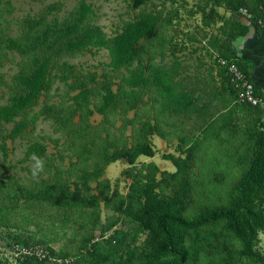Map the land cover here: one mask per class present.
Masks as SVG:
<instances>
[{
    "label": "rangeland",
    "instance_id": "1",
    "mask_svg": "<svg viewBox=\"0 0 264 264\" xmlns=\"http://www.w3.org/2000/svg\"><path fill=\"white\" fill-rule=\"evenodd\" d=\"M82 3L92 13L79 21ZM240 7L264 16L263 0H0V106L26 94L32 73L46 65L34 101L0 122V264L155 258L163 237L134 216L142 205L130 190L134 178L161 197L179 193L185 178L179 206L188 216L231 204L264 138V107L239 104L218 61L238 60L230 47L244 20ZM150 23L135 58L118 68L108 65L105 47H70L86 29L110 44ZM174 62L176 79L193 92L191 113L165 107L152 83L151 67ZM139 64L145 80L131 87L124 77L128 69L138 74ZM138 146L152 155L112 158ZM168 153L186 158L183 175L171 176ZM263 197L253 195L255 210ZM257 234L252 256L225 218L188 230L185 264H264V230Z\"/></svg>",
    "mask_w": 264,
    "mask_h": 264
},
{
    "label": "trees",
    "instance_id": "2",
    "mask_svg": "<svg viewBox=\"0 0 264 264\" xmlns=\"http://www.w3.org/2000/svg\"><path fill=\"white\" fill-rule=\"evenodd\" d=\"M262 11L264 13V0ZM90 13H92L90 6L82 3L78 20L83 21L89 18ZM258 17L264 19V16L253 14L250 20H243L238 32L233 35V39L245 35L248 31V25L254 24L253 26L256 28L255 23ZM236 20L239 21V17ZM152 26L153 24L150 23L141 28L131 27L121 35L115 37L110 44L102 39L99 29H86L82 39L70 47H105L109 54L108 65L113 68H118L129 64L135 58L137 41L149 33ZM230 50L235 53L233 47H230ZM230 58L237 60L235 57ZM237 64L248 74L238 60ZM138 68V74L134 69H128V75L124 77V82L127 85L135 87L145 80L143 74L144 66L139 64ZM151 70L152 83L159 89L161 103L165 107L177 112L191 113L195 111L196 103L193 100V92L184 86L181 81L176 79V62L168 68L157 66L151 67ZM45 73L46 65L42 64L28 79V91L26 94L17 97L10 104L0 106V122L12 120L13 117L34 101L43 84ZM126 93L131 95L134 91L129 90ZM110 100V97L106 98L104 106L100 108L101 111L105 109V106L109 104ZM20 129L21 126L17 125L11 131V135L15 136ZM31 150L34 151V147ZM139 153L150 156L152 155V150L147 146H138L131 154H123L120 156L114 154L112 158L117 160L123 157L128 163H133ZM164 158L169 160L175 167V171L171 174L173 178H177L186 172V158L175 156L171 153L165 154ZM180 179L182 181L180 192H176L174 196L169 197H161L157 193L150 192L149 188L146 189L144 185L137 184V178H134L130 184V190L133 191L136 198L142 201L141 208L134 212V216L146 227L155 228L159 231L164 241V246L158 256L153 259H146L131 264H185L189 258V251L185 243L186 231L199 228L219 218H225L228 227L242 240L243 250L246 254L252 256L258 255V252L254 249V242L258 239V230H264V208L259 207L255 210L250 200L253 195L264 191V138L258 141V146L250 162V166L242 174L237 184L236 189L239 191V194L232 199L230 205L204 208L196 214L189 216L183 214L179 203L181 201V195L187 188V181L185 178ZM259 201L260 204L264 203V197L259 199Z\"/></svg>",
    "mask_w": 264,
    "mask_h": 264
},
{
    "label": "crops",
    "instance_id": "3",
    "mask_svg": "<svg viewBox=\"0 0 264 264\" xmlns=\"http://www.w3.org/2000/svg\"><path fill=\"white\" fill-rule=\"evenodd\" d=\"M249 26L251 29L245 35L236 38L235 53L255 86L264 92V31Z\"/></svg>",
    "mask_w": 264,
    "mask_h": 264
},
{
    "label": "built area",
    "instance_id": "4",
    "mask_svg": "<svg viewBox=\"0 0 264 264\" xmlns=\"http://www.w3.org/2000/svg\"><path fill=\"white\" fill-rule=\"evenodd\" d=\"M238 13L244 20H250L253 17V14L245 7H240ZM255 24L257 28L264 31L263 18H256ZM218 61L225 66L230 74V82L235 89L237 102L244 105L264 107V92L256 88L253 80L238 66L237 62L225 58H219Z\"/></svg>",
    "mask_w": 264,
    "mask_h": 264
}]
</instances>
